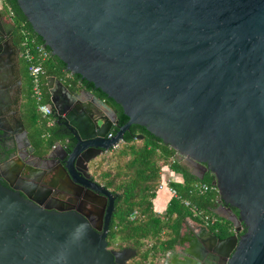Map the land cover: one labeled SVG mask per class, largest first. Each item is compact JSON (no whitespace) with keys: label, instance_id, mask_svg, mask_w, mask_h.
<instances>
[{"label":"water","instance_id":"1","mask_svg":"<svg viewBox=\"0 0 264 264\" xmlns=\"http://www.w3.org/2000/svg\"><path fill=\"white\" fill-rule=\"evenodd\" d=\"M15 1L50 55L106 97L47 77L54 119L67 133L38 151L24 132L30 158L58 160L67 183L111 210L116 197L93 180L90 165L123 143L131 126L142 127L195 178L212 175L213 213L233 233L219 238L199 226L211 264H264V0ZM17 56L14 45L2 52L0 71L15 67ZM16 149L17 165L3 167L19 180H39L32 173L42 167L22 162ZM20 192L0 183V264H126L136 256L109 249L108 228L99 233L89 215L49 211Z\"/></svg>","mask_w":264,"mask_h":264},{"label":"trees","instance_id":"2","mask_svg":"<svg viewBox=\"0 0 264 264\" xmlns=\"http://www.w3.org/2000/svg\"><path fill=\"white\" fill-rule=\"evenodd\" d=\"M0 2L3 6L2 11L7 14L15 26L14 44L19 51L24 34L35 43L42 44V40L32 31L16 1L1 0ZM41 66L45 72V83L47 77H55L70 90H76V86L81 85L83 88L95 92L97 96L106 99L105 95L98 90L95 91L91 84L82 80L78 75L67 72L65 65L56 57L49 55ZM19 67L25 81V96L21 103V114L28 130L29 141L38 151L49 150L59 137L46 127V121L41 119L38 112V105L48 101L49 94L46 85L42 87L44 96L42 95V100L37 103L32 97V82L28 73L29 64L20 57ZM116 107L120 110L118 106ZM126 121L127 119L121 113L119 125ZM140 135L143 138L137 139ZM121 144L122 146H119L116 151H111L100 157L110 156L113 159L114 164L109 167L110 170L101 172L97 177L93 175L116 197L117 212L107 236L109 249L131 248L136 251L135 257L141 256L143 260L137 264H156L152 259L158 258L161 261L166 251L174 249L186 219H190L195 224H201L198 218L193 217L190 209L183 207L180 201L173 198L170 199L162 215L154 211L152 201L162 181L161 175L164 167H168L174 173L182 176V183H171V187L179 197L187 200L197 211L216 218L215 225L208 228L210 231L219 238H226L233 233L231 224L213 213L217 206L216 192H208L202 196L191 192V186L195 183L211 185L212 175L206 173L201 181L195 178L178 160L175 151L142 127L131 126L129 131L124 134V142ZM92 168L96 171L97 163H91ZM135 210L138 212V216L130 221L128 216ZM149 242H151V247L140 255L143 243ZM134 258L132 259L134 260ZM149 258H152L151 261L148 260Z\"/></svg>","mask_w":264,"mask_h":264},{"label":"flooded vegetation","instance_id":"3","mask_svg":"<svg viewBox=\"0 0 264 264\" xmlns=\"http://www.w3.org/2000/svg\"><path fill=\"white\" fill-rule=\"evenodd\" d=\"M0 23L3 25V31L0 35V54L5 50L7 54H11V45L16 47L14 44L16 37L15 26L7 14L2 10L0 11ZM9 57L11 58L12 56L9 55ZM19 60L20 56L18 49L16 66H13V68L10 66L7 67L5 72L0 71V183L5 188L21 190L22 193L20 192V195L22 198H28L43 209L55 212L85 213L89 215L91 224L95 230L101 233L106 226L109 233L117 212L115 205L116 198L114 199V207L110 210L108 202L105 203L104 200L87 192V190L81 191L74 185L67 183L58 160L45 163L30 158L28 154L30 148L26 143L24 134V132H28V130L21 114V103L25 96V81L21 76ZM16 70L18 72H16ZM76 89L81 90L84 88L81 85H77ZM93 93L97 96L95 92ZM97 97L101 98L99 96ZM48 117L51 119L52 123L51 125L46 124V127L58 136L59 139H65L64 134L67 133V130L62 126L61 121L54 119V110L52 106ZM120 118L121 111L118 110V121ZM41 119L44 120L42 116ZM21 123L23 128L21 127ZM27 136H29V134ZM59 139L53 146L55 145L57 147ZM16 147L19 149L22 162L36 168L42 167V171L35 169L32 173V176H35L39 180L35 182L19 180L14 178L12 175L13 171L10 173L7 167H3L7 163L13 165V167L17 165L15 163L18 159ZM110 152L103 153L101 156L107 155ZM61 155L62 153L56 148L54 156L59 159ZM93 162H95V160ZM21 168L26 175L29 173V170H25L24 165L21 164ZM15 169L16 167L13 170ZM3 174L7 179L2 177ZM90 174L96 183L105 188L103 184L95 179L91 171ZM49 178H51V180H49ZM182 230L180 240L178 238L177 241L178 245L176 244L174 249L166 251L160 264L184 263L188 258L183 255L184 251H189L192 254L197 253V255L199 254L203 257L200 262H194L188 258V260H191V264H211L216 262L208 256L210 251L207 245L203 243V239H205L203 236L194 234L188 226L186 228L183 226Z\"/></svg>","mask_w":264,"mask_h":264},{"label":"built area","instance_id":"4","mask_svg":"<svg viewBox=\"0 0 264 264\" xmlns=\"http://www.w3.org/2000/svg\"><path fill=\"white\" fill-rule=\"evenodd\" d=\"M10 15L12 14L10 13ZM49 55H50V51L47 50L43 46V44H37L35 43L34 40H31L26 34L23 35V38L20 42L19 56L29 64L28 73L32 82V97L37 103H39L42 100V95H43L42 87L46 85L44 80L45 72L41 64L48 59ZM35 62H37L38 64H33ZM50 111H51L50 97H48V101L46 103L38 105V112L44 118L47 125H51L52 123L51 119H49L48 117ZM108 137H110V135ZM119 146L120 143L113 146L112 151L116 150ZM171 183L173 182H171L170 180H165L162 177V181L158 187V190L164 187L167 188L170 198L180 201L183 207L190 209L193 217H196L200 220L201 222L200 225L204 226L207 229L215 225L217 220L214 216L197 211V209L191 206V204L187 200H184L181 197H179L177 192L171 187ZM212 191L217 193L216 188L212 184L208 185L205 183H195L191 186V192L196 193L200 196L205 195L206 193ZM137 216H138V212L135 210L128 216V219L132 221Z\"/></svg>","mask_w":264,"mask_h":264},{"label":"crops","instance_id":"5","mask_svg":"<svg viewBox=\"0 0 264 264\" xmlns=\"http://www.w3.org/2000/svg\"><path fill=\"white\" fill-rule=\"evenodd\" d=\"M2 8H3V6L0 2V11L2 10ZM181 164L184 165L182 162H181ZM90 170H91V165H90ZM162 177H163V179L170 180L173 183H179L180 184L183 182L182 176L177 174V173H174L168 167L163 168ZM157 191L158 192L160 191V192L158 195L155 196V198L152 201L153 209L157 214L162 215L164 213V211L166 210V207H167L171 198H170V195L167 191V188L164 187V188H161ZM218 217H220V216H218ZM183 226L185 228L188 226L194 232V234L198 235L200 233L199 226H202V225L195 224L190 219H186L184 221L182 227ZM182 231L183 230L181 229V233H182Z\"/></svg>","mask_w":264,"mask_h":264},{"label":"rangeland","instance_id":"6","mask_svg":"<svg viewBox=\"0 0 264 264\" xmlns=\"http://www.w3.org/2000/svg\"><path fill=\"white\" fill-rule=\"evenodd\" d=\"M1 1V0H0ZM122 146V144H120V147ZM116 151V150H114ZM95 163H97V169L96 171L93 170V168L90 170L91 173L97 177L98 174H100L101 172H106L110 170V166L114 164L113 159L110 156H105L103 158H97L95 160ZM99 179V178H97ZM160 192V191H159ZM159 192H156V195L159 194ZM114 247V246H113ZM151 247V242L149 243H143L142 247L140 248V255H142V253H145L149 248ZM152 258H149L148 260L151 261ZM141 259V256L139 257H135L134 260L130 259L126 264H137ZM145 260V259H144ZM153 261H155L154 263L158 264L160 262V260H158V258L156 259H152ZM143 261V260H142ZM160 264V263H159Z\"/></svg>","mask_w":264,"mask_h":264}]
</instances>
